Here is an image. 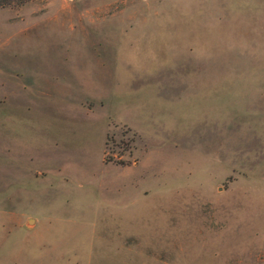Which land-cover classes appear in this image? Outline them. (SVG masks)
<instances>
[{"label": "rangeland", "instance_id": "obj_1", "mask_svg": "<svg viewBox=\"0 0 264 264\" xmlns=\"http://www.w3.org/2000/svg\"><path fill=\"white\" fill-rule=\"evenodd\" d=\"M0 264H264V0H0Z\"/></svg>", "mask_w": 264, "mask_h": 264}]
</instances>
